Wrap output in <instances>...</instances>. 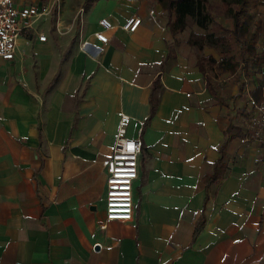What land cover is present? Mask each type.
I'll list each match as a JSON object with an SVG mask.
<instances>
[{"label":"crops","instance_id":"crops-1","mask_svg":"<svg viewBox=\"0 0 264 264\" xmlns=\"http://www.w3.org/2000/svg\"><path fill=\"white\" fill-rule=\"evenodd\" d=\"M84 11L80 33L25 32L14 57L0 58V264H264L261 142L229 139L225 176L201 179L225 127L244 131L243 91L215 102L155 0H95ZM131 15L141 18L134 31L122 27ZM103 16L106 42L94 36ZM121 113L142 149L132 217L107 220L101 160Z\"/></svg>","mask_w":264,"mask_h":264},{"label":"trees","instance_id":"trees-1","mask_svg":"<svg viewBox=\"0 0 264 264\" xmlns=\"http://www.w3.org/2000/svg\"><path fill=\"white\" fill-rule=\"evenodd\" d=\"M95 0H83L81 9L86 10ZM166 14V26L175 39L182 31L194 24L185 42L197 47L196 65L203 75L205 86L215 102L227 104L232 97V87L242 93V75L255 82L253 95L260 99L262 78L257 74L264 65V49L256 43L264 36V18L256 16L262 0H155ZM228 17L230 24L222 19ZM204 46L217 48L222 53L216 58L212 53H204ZM254 78L256 80H254ZM222 81H224L222 83ZM159 79L152 82L149 94V115L158 104ZM225 139L218 147L219 156L213 162L211 171L202 175L204 182H214L226 174V147L229 139L243 137L239 125L229 123L225 129Z\"/></svg>","mask_w":264,"mask_h":264},{"label":"built area","instance_id":"built-area-1","mask_svg":"<svg viewBox=\"0 0 264 264\" xmlns=\"http://www.w3.org/2000/svg\"><path fill=\"white\" fill-rule=\"evenodd\" d=\"M59 3L60 0H0V58L10 60L14 57L17 40L25 32L35 33L38 40L46 41V33L36 23L48 17L52 8ZM149 12L153 13V9ZM140 21L139 16L131 15L122 27L134 31ZM98 24L100 28L94 31V36L97 40L106 42V31L111 28L112 23L108 17L103 16L98 19ZM257 75L263 79L258 100L252 93L255 82L251 77L242 75V91L250 105V111L244 122L245 135L240 140L257 139L264 148V65ZM129 122V115L121 113L111 152L101 160L106 174L102 199L104 217L107 220H129L133 214V182L138 176L142 139L140 136L127 135ZM261 162L264 163V157Z\"/></svg>","mask_w":264,"mask_h":264},{"label":"rangeland","instance_id":"rangeland-1","mask_svg":"<svg viewBox=\"0 0 264 264\" xmlns=\"http://www.w3.org/2000/svg\"><path fill=\"white\" fill-rule=\"evenodd\" d=\"M82 1L83 0H60L59 5L55 6L54 9L52 8L49 16L47 17L45 23L46 25L39 28L43 30L47 35H70L73 31L80 33L85 22L86 14V11H83L81 9ZM256 16L264 18V0H262L261 4L258 5ZM222 20L226 24H230V19L228 17H225ZM191 30H197V28L192 23L190 24L189 29L182 31L179 34V41L185 42V39L187 38ZM256 45L258 49H264V36L261 37ZM192 49V53L196 56V53L199 50L195 46H192ZM201 51L204 53H212L216 58H219L222 54L219 49L210 46H204ZM254 80L256 79L254 78ZM235 95L236 94H234L233 96ZM241 100L244 104V107L246 106V108H248V111L245 114L247 117V114L250 111V107L246 105L245 97L242 95L238 97L237 101Z\"/></svg>","mask_w":264,"mask_h":264}]
</instances>
